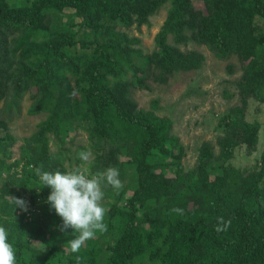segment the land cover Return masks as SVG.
<instances>
[{
	"label": "trees",
	"instance_id": "16d2710c",
	"mask_svg": "<svg viewBox=\"0 0 264 264\" xmlns=\"http://www.w3.org/2000/svg\"><path fill=\"white\" fill-rule=\"evenodd\" d=\"M164 6L155 46L145 52L128 29L149 24ZM256 17L264 20V0H0V226L16 264H264V146L251 167L231 162L238 147L251 154L258 143L260 122L245 117L249 99L264 103V28ZM189 42L218 59L236 56L241 75L240 104L217 123V152L202 141L196 165L185 169L172 119L156 113V100L138 107L132 89L200 68L204 55L179 47ZM26 93L29 114L44 119L8 162L17 141L8 118ZM77 128L88 146L76 148L69 167V149L52 153L49 134L63 145ZM85 150L94 152L92 173L116 167L124 186L104 190L107 231L72 253L68 241L78 234L60 231L51 189L39 187L35 170L80 166ZM218 216L231 220L226 232L214 230Z\"/></svg>",
	"mask_w": 264,
	"mask_h": 264
},
{
	"label": "rangeland",
	"instance_id": "374dc122",
	"mask_svg": "<svg viewBox=\"0 0 264 264\" xmlns=\"http://www.w3.org/2000/svg\"><path fill=\"white\" fill-rule=\"evenodd\" d=\"M12 6L23 5L26 0H7ZM197 8L200 4L196 3ZM166 16V6L162 7L156 14L150 17L149 24L141 26L140 29L131 27L129 33L137 36L141 40V47L145 52H151L154 48V36L159 30ZM258 29L264 28V20L256 17ZM183 50L193 49L204 55V61L200 68L188 71H177L170 75L166 83L158 84L154 81H148L150 90L132 89V97L137 102L138 107L150 109L152 101H157V111L159 115H167L173 121V132L178 135L185 147V155L182 158V164L185 169H191L196 165L198 147L202 141H209L215 152L218 150L216 138L221 133L217 123L221 115L225 114L229 108L240 104L237 94L235 81L240 78V63L236 56L228 59H218L204 45H198L193 42L188 44H179ZM232 64L230 73L226 65ZM31 103L29 93H26L19 103L13 115L8 119L9 132L17 141L9 147L12 151V157L7 159L11 162L13 158L18 157L19 146L23 138L28 137L36 130V125L42 119L43 114H29L28 108ZM3 106V100H0V109ZM247 120H257L260 122L258 133V143L256 150L247 154L243 147H238L232 159V164L238 167H251L258 159L264 146V103L251 98L245 110ZM50 136V151L59 153L60 149L65 147V151L70 160H65L69 167L76 165L75 150L79 146H88L87 134L81 128L71 131L69 141L61 145L54 141L52 134ZM92 157L94 152L90 150ZM64 152V154H65ZM80 165L83 162H79ZM102 241V240H101ZM100 242V241H99ZM101 243V242H100Z\"/></svg>",
	"mask_w": 264,
	"mask_h": 264
},
{
	"label": "clouds",
	"instance_id": "9594fccd",
	"mask_svg": "<svg viewBox=\"0 0 264 264\" xmlns=\"http://www.w3.org/2000/svg\"><path fill=\"white\" fill-rule=\"evenodd\" d=\"M79 159L82 165L70 170L52 172L37 168L35 170L39 179V187L51 189L47 202L55 213L61 218L60 231L71 229L77 233L68 241L70 251L77 253L90 239L98 233L107 231L105 215L107 209L103 205L105 188L111 187L115 192L123 188L119 169L108 167L103 171L91 172L92 153L90 150L81 151ZM14 208L27 211V201L18 197H9ZM173 211L182 214L183 210L175 208ZM214 226L216 232H226L231 226V220L223 216L216 218ZM79 260V258H77ZM0 264H16V253L12 243L9 242L7 230L0 226Z\"/></svg>",
	"mask_w": 264,
	"mask_h": 264
}]
</instances>
